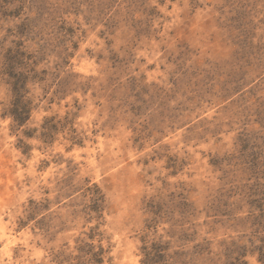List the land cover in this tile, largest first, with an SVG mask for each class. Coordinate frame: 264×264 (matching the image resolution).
Listing matches in <instances>:
<instances>
[{"label":"rangeland","instance_id":"rangeland-1","mask_svg":"<svg viewBox=\"0 0 264 264\" xmlns=\"http://www.w3.org/2000/svg\"><path fill=\"white\" fill-rule=\"evenodd\" d=\"M155 251L263 264L264 0H0V264Z\"/></svg>","mask_w":264,"mask_h":264},{"label":"trees","instance_id":"trees-1","mask_svg":"<svg viewBox=\"0 0 264 264\" xmlns=\"http://www.w3.org/2000/svg\"><path fill=\"white\" fill-rule=\"evenodd\" d=\"M9 76H10L9 85L11 87L13 101L11 103V107L8 108L7 113L14 120V122H16L19 126H22L28 120L31 113V109L28 107V102L25 100L26 99L25 93L27 92L26 90H24V86L27 82L26 79H29V76H27L26 73L14 72V71L12 72V74H9ZM204 251L205 250L200 249L199 253L202 254L204 253ZM144 255H145V261H143L144 264L147 263L154 264L157 262L155 259L158 258L161 255V253L158 251L157 252L155 251L154 253L146 252ZM260 261L264 264V253L261 254ZM98 263L99 264L103 263V256L101 258V261Z\"/></svg>","mask_w":264,"mask_h":264}]
</instances>
